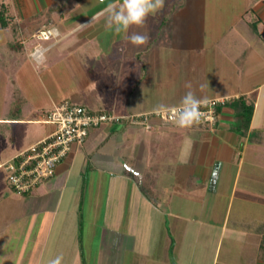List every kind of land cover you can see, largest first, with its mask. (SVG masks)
Segmentation results:
<instances>
[{
  "label": "crops",
  "instance_id": "obj_1",
  "mask_svg": "<svg viewBox=\"0 0 264 264\" xmlns=\"http://www.w3.org/2000/svg\"><path fill=\"white\" fill-rule=\"evenodd\" d=\"M120 3L0 0V264H88L85 249L90 264H264V0H166L127 34L107 26ZM46 26L59 36L37 40ZM190 90L228 98L214 125L152 114ZM240 98L254 107L245 131ZM65 99L120 118L16 192L5 163L56 129L45 114ZM142 113L150 127L129 118Z\"/></svg>",
  "mask_w": 264,
  "mask_h": 264
},
{
  "label": "built area",
  "instance_id": "obj_2",
  "mask_svg": "<svg viewBox=\"0 0 264 264\" xmlns=\"http://www.w3.org/2000/svg\"><path fill=\"white\" fill-rule=\"evenodd\" d=\"M58 36L59 30L56 27H41L34 32V37L39 41H49ZM34 52L38 57H42L44 48L39 44L32 53ZM227 101L228 98L202 101L200 106L202 122L200 125H214L218 119L219 106ZM177 106L164 107L152 114L166 122H173L177 117L172 109ZM152 114H134L129 118L133 123L145 124L150 127ZM119 118L114 113L93 110L69 99L55 104L45 114V119L54 123L56 129L46 138L31 145L5 163L10 185L18 193L33 191L56 174L58 164L68 156L76 144H81L87 139L93 128L103 123L117 121Z\"/></svg>",
  "mask_w": 264,
  "mask_h": 264
},
{
  "label": "clouds",
  "instance_id": "obj_3",
  "mask_svg": "<svg viewBox=\"0 0 264 264\" xmlns=\"http://www.w3.org/2000/svg\"><path fill=\"white\" fill-rule=\"evenodd\" d=\"M165 2L166 0H122L119 6L109 5L107 26L109 28L114 27L117 33L123 31L127 34L133 26H145L150 15L154 16L163 10ZM126 39L134 46H141L147 43L149 35L147 33L131 32L130 35H126ZM30 55L38 62H42V58L38 57L35 52ZM201 104L202 101L196 97L193 91H187L180 104L172 109L177 117V126L187 129L199 125L202 122ZM192 143L190 137L185 138L184 148L181 152L182 157L191 148ZM50 264H61V258L57 257Z\"/></svg>",
  "mask_w": 264,
  "mask_h": 264
},
{
  "label": "trees",
  "instance_id": "obj_4",
  "mask_svg": "<svg viewBox=\"0 0 264 264\" xmlns=\"http://www.w3.org/2000/svg\"><path fill=\"white\" fill-rule=\"evenodd\" d=\"M1 14V13H0ZM2 25H6L7 20H2ZM232 105L235 108L237 116L236 127L239 131H245L249 125L252 118L254 107L251 104H248L245 100L240 98L237 101H232Z\"/></svg>",
  "mask_w": 264,
  "mask_h": 264
},
{
  "label": "rangeland",
  "instance_id": "obj_5",
  "mask_svg": "<svg viewBox=\"0 0 264 264\" xmlns=\"http://www.w3.org/2000/svg\"><path fill=\"white\" fill-rule=\"evenodd\" d=\"M89 107V106H88ZM91 108V107H90ZM92 109V108H91ZM97 251L98 250H95V249H93L92 251L90 250V249H85V254H87L88 253V258H87V261H89L88 262V264H90L92 261L94 262V260H95V258H96V254H97Z\"/></svg>",
  "mask_w": 264,
  "mask_h": 264
}]
</instances>
